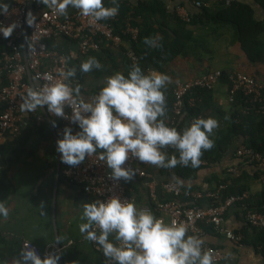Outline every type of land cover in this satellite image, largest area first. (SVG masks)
<instances>
[{
	"label": "clouds",
	"instance_id": "9594fccd",
	"mask_svg": "<svg viewBox=\"0 0 264 264\" xmlns=\"http://www.w3.org/2000/svg\"><path fill=\"white\" fill-rule=\"evenodd\" d=\"M41 3L61 15H66L71 6L79 9L83 16L97 21L115 17L119 12V0H111V6H106L104 0H41ZM8 10V3L0 0V13L7 14ZM35 21V15L29 11L27 24L31 26ZM17 26L16 22L7 26L0 24V33L8 38ZM160 39L159 36L145 37V43L149 47H160ZM101 67L97 58L90 57L80 64V71L89 72ZM62 74L74 77L76 69L70 68ZM46 78L52 80L50 75ZM170 82L169 75L158 71L145 73L135 64L127 76L123 72L108 76L91 101L81 97L77 103L73 93L79 96L80 86L73 89L68 83L57 81L50 86L29 88L20 109L28 113L46 107L56 117L69 118L65 108L71 106L70 120L80 130L74 133L70 126L63 129L57 140L61 162L76 166L97 149H102L100 159L111 169L110 179L130 181L137 174L126 166L130 156L158 167L173 168L177 164L188 166L190 163L195 168L201 163L203 150L214 145L210 137L218 127V120L213 117H198L182 131L159 119L166 114L164 88ZM52 123L56 126V121ZM167 146L178 150L179 157L175 154L168 157L162 151ZM8 214L9 208L0 200V216L7 217ZM81 219L86 222L80 224V232L86 239L96 242L105 257L117 264H213L211 252L202 251L204 240L186 236V225L175 221L166 224L150 211L138 209L134 202L120 196L85 202ZM112 234L119 243L109 239ZM62 239L58 236L55 242ZM60 259L59 252L42 257L26 242L17 264H59Z\"/></svg>",
	"mask_w": 264,
	"mask_h": 264
},
{
	"label": "crops",
	"instance_id": "0c3cea01",
	"mask_svg": "<svg viewBox=\"0 0 264 264\" xmlns=\"http://www.w3.org/2000/svg\"><path fill=\"white\" fill-rule=\"evenodd\" d=\"M140 1L119 0L131 6L138 5ZM163 1L171 11L177 10L180 14L200 10L196 5L199 0ZM241 1L253 3L259 14L264 16V10L256 5V0ZM70 11L73 13L76 8L70 6ZM120 14L119 12L116 21L119 20ZM127 23L131 22L126 21L122 30ZM227 25L229 24L222 25L220 29L224 36L218 40L215 38L212 43L214 58L211 62L208 60L200 62L193 57L182 55L170 64L176 69L174 73L167 75L174 80L181 76L183 71L185 74L189 72L197 74L212 67V69H223L228 72L244 71L254 74L258 82L264 85V64L250 63L240 45L236 42L232 43L234 29H230ZM229 35L232 37L229 38ZM49 46L67 56L68 70L76 69V75L68 77L69 82L73 89L77 85L80 86L78 97L80 99L82 97L85 101H91L100 92L108 76L116 72L125 74L129 70L126 50H132V47L126 40L121 44L103 43L101 50L90 54H81L78 42L63 36L51 39ZM210 55L207 53L208 59ZM90 57L97 58L102 67L94 68L89 72L80 71V64ZM216 58L223 64L213 65ZM228 88V83L219 82L215 88L211 107L206 105V114H210L207 116L218 120V127L213 130V133H216L226 122L221 110L220 113L217 110L232 111V105L228 99ZM38 116L43 119L37 121ZM56 120L47 116L44 108H37L34 112L28 113L21 111L22 132L16 137L8 136L3 145L0 200H3L9 208V214L7 217L0 216V264H17L24 240L37 243L41 249L58 248L61 256L59 264H108L102 248L97 249L94 242L86 239L85 234L80 232V224L86 222L81 219L83 204L89 202V198L82 193L81 187L71 183L63 175V169L67 164L61 162V154L57 151V140L62 136L66 125ZM53 121H56V126H53ZM71 128L74 133L80 130L79 127ZM243 142L244 137H240L235 142L234 149L241 146ZM162 151L173 154L174 150L168 146ZM238 164H241L239 160L235 161L231 155H227L220 162L201 170L194 180L187 183L207 190L208 187L216 184V181L213 184L209 182L213 175L224 174L226 169L240 172V166H232ZM243 165L248 169L252 168L249 164ZM255 165L263 167L264 164ZM149 171L153 174L159 196L166 200L172 197V192L166 188V184L174 180L177 182V179H171L163 167L150 166ZM126 184L136 198L135 205L138 209L141 205L150 203L148 189L143 179L135 176L132 180L126 181ZM261 188L260 182L253 181L252 191L249 193L257 196ZM153 215L156 218L162 217L163 221L168 223V216L156 215V213ZM224 225L227 229L242 232L245 240L241 245L232 241L224 233L206 231L200 238L205 243L216 246L223 253V259L213 264H264V243H261L253 233L246 218V210L241 204H235L226 210ZM58 236L63 238L61 242H55Z\"/></svg>",
	"mask_w": 264,
	"mask_h": 264
},
{
	"label": "built area",
	"instance_id": "2783aa9c",
	"mask_svg": "<svg viewBox=\"0 0 264 264\" xmlns=\"http://www.w3.org/2000/svg\"><path fill=\"white\" fill-rule=\"evenodd\" d=\"M234 0H226L229 4ZM202 3L197 1V6ZM31 11L36 21L33 25L26 22L27 14ZM70 6L66 15H61L52 8L47 7L41 0H11L7 14L0 13V24L5 26L16 22L17 27L11 36L5 38L0 33V39L6 41L10 50H3L0 54V75L4 74L7 83L0 85V168L3 166L2 146L8 136L16 137L22 132L21 109L23 96L27 94L29 88L51 85L57 81L68 83L69 78L63 75L68 71V58L65 54L49 46V41L55 37L63 36L78 42L81 54H90L102 49L101 40L106 44H121L124 42V36H131L133 40L139 38V27L127 23L121 33H117L114 22L115 17L95 20L92 17L83 16L79 9L70 13ZM184 16L187 15L185 12ZM133 65L140 61L139 56L130 50L128 53ZM155 71V70H152ZM51 76L52 80L46 77ZM223 77L222 70H213L208 74L196 77L188 81H178L173 89L175 100L173 103V113L177 117H183L185 110L196 107L202 100L201 96L192 95L198 89H214ZM230 91L229 98L232 100L236 93L242 92L244 95L252 96L254 101H263V85L250 75L243 71L230 72ZM74 99L79 102L80 98L73 93ZM47 116L53 119L61 120L66 126L79 127L70 120L72 107L66 106L65 112L69 118L56 117L44 108ZM43 118L38 116L37 121ZM170 121V119H168ZM171 147V146H169ZM172 148V147H171ZM174 149V148H173ZM238 155L248 157L247 163L264 164V150L259 151L242 145L237 148ZM101 152L98 150L91 157L86 158L84 162L76 166L68 165L64 169L65 178L76 185L82 186L91 201L106 200L114 195L121 199L136 203V198L131 194L126 181L110 179L111 169L107 167L106 162L100 159ZM126 166L136 171V177L144 180L148 189L150 203L141 205L139 209L148 210L152 214L168 216V223L175 221L177 224L183 223L187 227L188 235L203 237L206 233L205 225H212L216 232L224 233L237 244H243L245 237L242 232L225 228L224 220L226 210L235 205L241 204L246 210V218L252 227L264 228V213L248 208V199L251 193L245 191L241 194H231L225 201L218 205H200L199 203L191 206L185 204L181 197L186 193L187 196L194 198V201H201L205 197H219V191H189L185 192L181 184L171 181L166 184V188L172 192L171 199H162L157 191V184L153 179V174L149 171L150 163L139 161L136 157L130 156L126 161ZM235 172L236 170H232ZM264 180V174L262 176ZM222 187H226L223 185ZM162 219V217H158ZM163 220V219H162ZM99 233V229H96ZM28 242L43 257L50 252H58V248L41 247L30 240ZM94 242V241H93ZM116 243H119L116 241ZM97 249L101 247L94 242ZM202 251H210L213 262H219L223 259L222 251L216 246L203 243ZM108 264H117L116 261L108 259Z\"/></svg>",
	"mask_w": 264,
	"mask_h": 264
},
{
	"label": "trees",
	"instance_id": "16d2710c",
	"mask_svg": "<svg viewBox=\"0 0 264 264\" xmlns=\"http://www.w3.org/2000/svg\"><path fill=\"white\" fill-rule=\"evenodd\" d=\"M202 5L197 12L188 11L187 15L180 14L177 10L171 11L163 0H141L138 5L131 6L126 3L119 2V20L115 22L117 33L122 32V28L126 21L139 27V38L133 40L131 36H124V39L130 44L134 52L139 56L138 65L145 73L152 70H157L165 74L174 73L176 69L170 64L179 56L193 57L200 62L208 60L211 62L214 58L213 41L224 34L220 32L221 26L230 24L234 28V38L232 43H238L246 54L251 64H264V16L259 14L257 7L251 2L234 0L227 3L226 0H199ZM258 7L264 10V0H256ZM10 4L11 0H4ZM106 6H111V0H104ZM197 5V4H196ZM161 37L160 47H149L145 43V37ZM105 43L101 40V44ZM3 50H10L6 41L0 39V54ZM130 50V49H129ZM128 49L126 50L129 53ZM207 53L211 54L209 59ZM128 55V54H127ZM128 57L129 70L127 76L133 66L131 58ZM212 66V65H211ZM213 70H222L223 77L220 82L228 83L230 87L229 74L230 72L223 69H212L208 67L202 73L197 74H181L178 78L166 85L164 93L166 97V114L164 122L169 126L176 127L178 131H182L189 127L192 121L198 117L208 118L206 114V105L211 107V102L215 97V88L211 90L198 89L192 95L201 96L202 100L196 107L186 108L183 117H177L173 113V103L175 96L173 89L178 81H188L196 77L208 74ZM244 72V71H243ZM246 74L257 80L254 74L245 72ZM80 77V76H79ZM258 81V80H257ZM8 81L4 74L0 75V85L6 84ZM263 85V84H262ZM230 88H228V92ZM264 93V85H263ZM252 96L244 95L242 92L235 94L230 101L231 112L223 109L217 110L226 119V122L219 128L216 133H212L211 137L214 140V145L211 149L203 150L200 157L201 163L198 167H192L177 164L173 168L163 167L171 179H177L185 192L189 191H204V188L197 185H189L187 182L194 180L199 172L212 164L220 162L225 156L231 155L235 161H240L241 164L232 165L240 166V172H233L226 169L224 174H215L209 182L215 185L208 187V191H219V197H205L201 201H194V198L187 196L186 193L181 197V200L191 206L199 203L200 205H218L225 201L227 196L231 194H241L245 191H252V183L260 182L262 184L261 191L248 199V208L264 213V165L259 167L256 162L249 163L252 168L248 169L243 164H248V157L238 155L237 148L234 149L235 142L240 137H244L243 144L255 150H264V100L254 101ZM170 119V121H168ZM60 121L61 120H56ZM62 123V122H61ZM63 124V123H62ZM65 125V124H63ZM4 146H2L3 148ZM168 147V146H167ZM171 148V147H170ZM103 152L102 149H97ZM173 154L179 157V151L173 149ZM167 153L168 157L173 155ZM4 158V156L2 157ZM261 164V163H259ZM68 165L65 166V168ZM256 168H255V167ZM64 168V169H65ZM63 169V175H64ZM173 179V180H174ZM179 180V181H178ZM175 181V180H174ZM181 181V182H180ZM226 185V187H222ZM77 186V185H76ZM83 194L87 195L84 188ZM132 194V192H130ZM173 196V195H172ZM88 198V196H87ZM162 198V197H161ZM172 197H169L171 199ZM89 200V199H88ZM168 200V199H167ZM90 202V200H89ZM251 226V225H250ZM252 227V226H251ZM253 233L257 236L261 243H264V228L252 227ZM205 230L210 233L216 231L212 225H205ZM115 234L109 236V239L116 243ZM264 245V244H263ZM109 258H106L108 261Z\"/></svg>",
	"mask_w": 264,
	"mask_h": 264
},
{
	"label": "rangeland",
	"instance_id": "374dc122",
	"mask_svg": "<svg viewBox=\"0 0 264 264\" xmlns=\"http://www.w3.org/2000/svg\"><path fill=\"white\" fill-rule=\"evenodd\" d=\"M227 26H229V27H230V29H231V28H232V29H234V28H233V26H232V25H230V24H229V25H227ZM230 37H232V36H230V35H229V38H230ZM219 64H220V65H222V64H223V62H221V61H220V59L218 60V59L216 58V60L214 61L213 65H219Z\"/></svg>",
	"mask_w": 264,
	"mask_h": 264
}]
</instances>
